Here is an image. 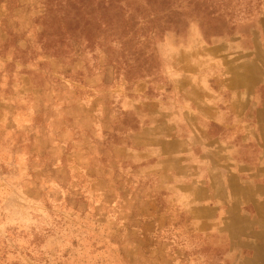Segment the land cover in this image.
Segmentation results:
<instances>
[{
	"label": "rangeland",
	"instance_id": "374dc122",
	"mask_svg": "<svg viewBox=\"0 0 264 264\" xmlns=\"http://www.w3.org/2000/svg\"><path fill=\"white\" fill-rule=\"evenodd\" d=\"M0 0V264H264V0Z\"/></svg>",
	"mask_w": 264,
	"mask_h": 264
},
{
	"label": "trees",
	"instance_id": "16d2710c",
	"mask_svg": "<svg viewBox=\"0 0 264 264\" xmlns=\"http://www.w3.org/2000/svg\"><path fill=\"white\" fill-rule=\"evenodd\" d=\"M72 1H74V2H76V3H78V4H81L82 6H84V5H86V4H88V3H86V1H84V0H72ZM104 0H99V2H103ZM127 0H109V3L111 2V3H118V4H122V3H125ZM144 0H132V1H130L129 2V4H131L132 2H139V3H141V2H143ZM157 1H159V0H157Z\"/></svg>",
	"mask_w": 264,
	"mask_h": 264
}]
</instances>
